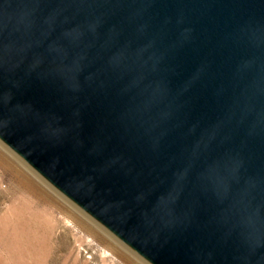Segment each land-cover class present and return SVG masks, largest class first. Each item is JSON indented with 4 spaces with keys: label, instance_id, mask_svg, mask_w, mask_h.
Here are the masks:
<instances>
[{
    "label": "water",
    "instance_id": "1",
    "mask_svg": "<svg viewBox=\"0 0 264 264\" xmlns=\"http://www.w3.org/2000/svg\"><path fill=\"white\" fill-rule=\"evenodd\" d=\"M0 144L145 264H264V0H0Z\"/></svg>",
    "mask_w": 264,
    "mask_h": 264
},
{
    "label": "rangeland",
    "instance_id": "2",
    "mask_svg": "<svg viewBox=\"0 0 264 264\" xmlns=\"http://www.w3.org/2000/svg\"><path fill=\"white\" fill-rule=\"evenodd\" d=\"M111 240L0 144V264H145Z\"/></svg>",
    "mask_w": 264,
    "mask_h": 264
},
{
    "label": "bare ground",
    "instance_id": "3",
    "mask_svg": "<svg viewBox=\"0 0 264 264\" xmlns=\"http://www.w3.org/2000/svg\"><path fill=\"white\" fill-rule=\"evenodd\" d=\"M111 244H113L114 246H116V245H119V244H117V242L115 243V241H109ZM120 246V245H119ZM134 258V257H133ZM139 262V261H138Z\"/></svg>",
    "mask_w": 264,
    "mask_h": 264
}]
</instances>
